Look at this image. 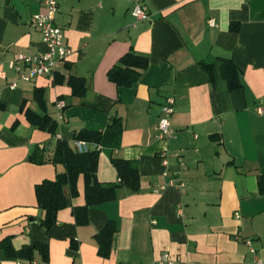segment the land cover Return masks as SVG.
<instances>
[{
	"label": "crops",
	"instance_id": "1",
	"mask_svg": "<svg viewBox=\"0 0 264 264\" xmlns=\"http://www.w3.org/2000/svg\"><path fill=\"white\" fill-rule=\"evenodd\" d=\"M136 3L148 18L134 16ZM40 11V0H0V264H31L8 257L5 239L15 250L47 243L49 259L36 250L37 264H148L165 252L172 264H264V0H59L55 21L73 53L52 75L21 80L9 62L46 50L31 22ZM130 52L148 64L133 85L120 86L109 71ZM224 59L237 66L240 86L224 78ZM202 61L213 63V77ZM71 75L86 79L83 94L73 92ZM37 89L58 121L55 135L27 118L28 108L42 113ZM169 97L174 133L158 138ZM86 131L100 132V141L76 138ZM58 139L74 150L77 139L98 142V181L118 184V197L90 207L79 225L80 174L78 193L66 187L67 206L46 229L36 186L64 166L29 156L36 148L52 154ZM113 158L135 162L139 190L122 184ZM110 220L117 232L104 257L96 234Z\"/></svg>",
	"mask_w": 264,
	"mask_h": 264
},
{
	"label": "trees",
	"instance_id": "2",
	"mask_svg": "<svg viewBox=\"0 0 264 264\" xmlns=\"http://www.w3.org/2000/svg\"><path fill=\"white\" fill-rule=\"evenodd\" d=\"M233 30L239 29L238 23L231 25ZM109 71V77L120 86H131L140 77V68H145L148 59L136 53H127L122 57L120 63ZM203 68L213 77V63L202 61ZM223 75L231 88L241 85L239 80V70L232 59H224ZM67 82L72 86L75 94L85 92L86 79L84 77L71 75ZM34 97L38 102L42 113L31 108L26 110L28 120L34 126L55 135L58 131V121L48 113L47 103L43 89H37ZM76 138L100 141L101 133L98 131H86L76 135ZM30 160L36 163L52 162L62 164L64 171L58 172L55 179H44L36 186V197L38 206L43 212L42 224L46 229L51 228L57 222L58 212L67 206L68 187L71 195L78 193L77 180L80 174L85 177L86 204L74 209L76 222L85 225L89 221V208L106 202L114 201L118 197V184H103L98 181L97 167L99 152L90 151L78 153L68 141L58 139L56 148L52 154H47L45 150L36 148L29 156ZM113 163L118 170L122 184L132 191L140 188V174L138 167L133 160L124 158H113ZM117 232L116 223L110 220L101 231L96 234L99 246V254L107 257L110 254L113 237ZM2 248L8 257L26 259L32 261L35 258L36 250H39L43 259H49V248L47 243H33L20 250H15L10 239L1 242Z\"/></svg>",
	"mask_w": 264,
	"mask_h": 264
},
{
	"label": "built area",
	"instance_id": "3",
	"mask_svg": "<svg viewBox=\"0 0 264 264\" xmlns=\"http://www.w3.org/2000/svg\"><path fill=\"white\" fill-rule=\"evenodd\" d=\"M43 5V11L33 14L31 22L37 27L43 35V41L46 44V50L39 51L35 54L20 53L17 58L9 62V67L15 69L21 80H31L36 76L52 75L55 72L57 63L61 59L70 57L73 53L72 47L68 46L65 42L64 29L59 26L55 19L59 10V0H40ZM190 1V0H185ZM137 19H145L149 17L148 7L141 3H136L132 10ZM210 24H215L214 19L210 20ZM28 68V70H26ZM11 88L17 86V82L9 83ZM1 93V87H0ZM261 111V108H258ZM175 112V99L169 97L165 104L162 106L160 120L157 126L156 136L158 138L167 139L174 133L172 127V115ZM75 150L78 153H87L90 151L100 150L101 146L98 142H88L85 140L77 139L74 141ZM163 163L168 165L167 151L162 153ZM170 183H174L172 179ZM179 185H183L182 182ZM248 245L252 244V240L247 238ZM254 252V249L252 248ZM173 259L170 253L165 252L162 256L148 264H172ZM37 264L35 260L30 262ZM257 264H262L261 259H257Z\"/></svg>",
	"mask_w": 264,
	"mask_h": 264
},
{
	"label": "water",
	"instance_id": "4",
	"mask_svg": "<svg viewBox=\"0 0 264 264\" xmlns=\"http://www.w3.org/2000/svg\"><path fill=\"white\" fill-rule=\"evenodd\" d=\"M50 144V143H49Z\"/></svg>",
	"mask_w": 264,
	"mask_h": 264
}]
</instances>
